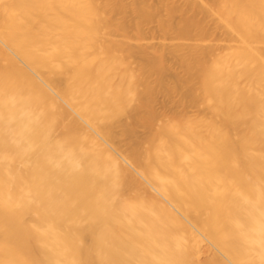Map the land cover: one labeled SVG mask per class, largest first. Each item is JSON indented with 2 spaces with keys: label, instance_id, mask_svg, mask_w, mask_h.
<instances>
[{
  "label": "bare ground",
  "instance_id": "1",
  "mask_svg": "<svg viewBox=\"0 0 264 264\" xmlns=\"http://www.w3.org/2000/svg\"><path fill=\"white\" fill-rule=\"evenodd\" d=\"M0 264H264V0H0Z\"/></svg>",
  "mask_w": 264,
  "mask_h": 264
}]
</instances>
